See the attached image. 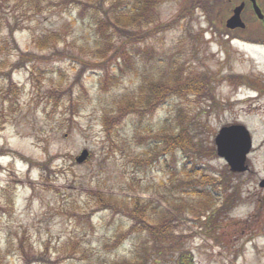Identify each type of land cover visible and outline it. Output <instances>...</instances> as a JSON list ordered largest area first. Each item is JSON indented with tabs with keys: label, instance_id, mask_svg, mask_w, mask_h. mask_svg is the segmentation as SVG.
<instances>
[{
	"label": "rangeland",
	"instance_id": "obj_1",
	"mask_svg": "<svg viewBox=\"0 0 264 264\" xmlns=\"http://www.w3.org/2000/svg\"><path fill=\"white\" fill-rule=\"evenodd\" d=\"M96 1L0 0V264H264L256 186L263 152L257 146L253 176L229 178L214 146L218 124L230 116L253 130L255 145L264 138V111L245 100L252 80L240 87V102L225 80L228 72L258 75L263 51L213 41L224 37L209 29L223 1L208 0L205 13L191 0H155L157 17L135 28L137 38L117 39L126 52L97 59L88 50ZM135 1L102 3L118 13ZM57 30L65 40L54 54L36 49L34 38ZM175 68L206 77L210 98L173 96L153 114L127 115L106 136L103 115L113 101ZM214 101L233 106L216 113ZM177 124L188 125L194 148L162 153L160 138ZM84 149L88 156L77 163ZM233 185L237 198L229 201ZM193 189L211 193L207 212L197 211L202 201ZM96 194L125 205L96 207ZM135 207L144 209L141 225L170 227L171 241L138 230L128 217Z\"/></svg>",
	"mask_w": 264,
	"mask_h": 264
},
{
	"label": "trees",
	"instance_id": "obj_2",
	"mask_svg": "<svg viewBox=\"0 0 264 264\" xmlns=\"http://www.w3.org/2000/svg\"><path fill=\"white\" fill-rule=\"evenodd\" d=\"M96 2V10H92L89 16L90 20H92L95 24V37L90 49L88 50L90 51V54L96 56L97 59L106 58L107 60H112L120 57L121 52H126V45H118L117 47L114 46L117 39L120 37V34L136 39L137 32L135 31V28L141 27L144 24H149L155 17H157V13L154 9V5L156 3L155 0H144L143 3L136 0L130 8L123 9L118 13L113 12L109 7L104 8L102 0ZM190 2L192 3V7L195 6L205 13L211 9V5L208 0H191ZM85 10L86 9H80L79 13H82ZM97 10H100L103 16H101ZM209 21V24H211V17ZM120 23L123 25L120 26ZM148 33L149 32L146 34ZM64 40L65 37L63 33L60 30H57L48 32L38 38H34L33 45L40 51L53 49L52 54H54L57 43ZM110 51H112L111 54H109ZM104 64L105 62L102 61L97 64L86 63L84 66L97 65L99 67H104ZM81 70L83 71L84 69L82 68ZM81 70L79 73L77 72L78 75L76 80H78ZM31 74H33V71H31ZM103 78H109L108 74H105ZM176 95L182 97L193 95L195 97L193 102H200L202 98H210V94L206 90V77L201 74H191L187 76L180 68H175V72H171L164 79L150 81L144 77L135 93L130 96H126L124 99L113 101L112 105L104 110L103 127L106 136H109L127 115L133 114V116H144L153 114L158 106H160L166 99ZM58 98H60V96ZM185 119L187 120L188 118L186 117ZM173 128L175 129L160 138L165 147L162 153L173 152L177 149L186 151L189 148H194L195 143L193 142V136L190 134L188 125L181 124V126H179V124H177ZM22 158L26 161H31L28 158ZM204 178L206 179V183H213L214 179H212L211 176L206 175ZM189 193L197 196L198 201H202L198 204V207L196 208L197 211L201 212L203 209L207 212V207H210L212 203L211 193L206 190L198 189H193ZM96 197V207L102 206V208L112 209L113 207L125 205L121 202V200H119L118 205L114 204V206H112L110 203L111 201L117 202L115 197L112 198L103 194H96ZM124 201L128 204H132L135 202V198H129ZM142 215H144V209L135 207L128 217L130 216L129 218L134 221L133 224L141 227L137 228L138 230H145L147 234L152 237L153 241H171L172 234L170 233V227L167 228L166 226H162L157 231L156 229H151L150 225L145 227L144 225H141L145 223V221H142ZM35 260L36 259L33 261Z\"/></svg>",
	"mask_w": 264,
	"mask_h": 264
},
{
	"label": "flooded vegetation",
	"instance_id": "obj_3",
	"mask_svg": "<svg viewBox=\"0 0 264 264\" xmlns=\"http://www.w3.org/2000/svg\"><path fill=\"white\" fill-rule=\"evenodd\" d=\"M220 2H225L226 6L224 7V13L215 19L213 18V23L209 27V29L212 31V33L216 34L218 36V33H221L220 35L224 34V37H216L213 39L216 43H222L225 41V44H228L229 46H238L233 45V43H237L241 46H248V47H256V49L262 50L264 54V8H263V1L262 0H255V4L260 9V13L257 14L254 11L253 8V2L251 0H215ZM241 5V10L239 12V21L243 24L242 27H228L226 22L227 20L234 14V10L236 7ZM226 37V38H225ZM240 46V47H241ZM238 50V49H235ZM229 55L228 53L226 54ZM246 76H249L244 73H230L228 72V75H226V85L227 87H230V97H233L234 101H242V99L236 97L239 95V89L241 86L244 85L245 81H248V79L252 80V86H246L249 90H247L246 95L247 99L246 103H248V107L252 108L255 111H264V68L262 70H259L258 75H255L254 78H248ZM214 111L217 113L220 109V111L229 110V107H232V104H226L221 105L217 101H214ZM228 106V108H226ZM230 116V115H229ZM230 125H243L246 127V129L249 132L250 135V148L248 153L246 154V160L245 163L247 165V169L243 172H235L231 170L230 166L227 164V173L229 175V178L233 175L234 176H248L249 178L254 175L255 170L253 168V160H254V154L256 151L257 146L262 150L263 156H262V164H264V138L260 140V142L255 145L254 141V135L253 130L248 126L245 125L243 122L237 119V116H230L227 118H223V124H218V128L215 132L214 138L218 135L220 129L225 126ZM260 191V200H259V220H260V236L262 237V245L260 246L261 250L264 252V167L260 171L259 178L257 179V184ZM226 187V186H225ZM239 189V185H236L232 187V190L230 191L228 195L229 201L234 200L235 197L237 198V191ZM216 191V190H215ZM227 201V202H229ZM228 204V203H227ZM226 204V205H227ZM262 219V221H261Z\"/></svg>",
	"mask_w": 264,
	"mask_h": 264
},
{
	"label": "water",
	"instance_id": "obj_4",
	"mask_svg": "<svg viewBox=\"0 0 264 264\" xmlns=\"http://www.w3.org/2000/svg\"><path fill=\"white\" fill-rule=\"evenodd\" d=\"M253 2L254 11L259 14L260 9ZM241 5L235 8L234 14L227 20L228 27H242L243 24L239 21V12ZM216 146V153L219 157L223 158L230 166L231 170L235 172H243L247 169L245 163L246 154L249 151L251 142L250 135L246 127L243 125H230L222 127L218 135L214 138ZM88 156L87 150H82L78 156L75 157L77 163H82Z\"/></svg>",
	"mask_w": 264,
	"mask_h": 264
},
{
	"label": "bare ground",
	"instance_id": "obj_5",
	"mask_svg": "<svg viewBox=\"0 0 264 264\" xmlns=\"http://www.w3.org/2000/svg\"><path fill=\"white\" fill-rule=\"evenodd\" d=\"M213 181H214V180H213ZM214 184H215V183H214ZM214 184H213V185H214Z\"/></svg>",
	"mask_w": 264,
	"mask_h": 264
}]
</instances>
